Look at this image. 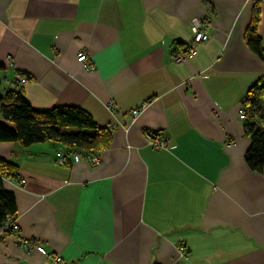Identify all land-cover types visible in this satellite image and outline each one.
Returning <instances> with one entry per match:
<instances>
[{
    "label": "crops",
    "instance_id": "0c3cea01",
    "mask_svg": "<svg viewBox=\"0 0 264 264\" xmlns=\"http://www.w3.org/2000/svg\"><path fill=\"white\" fill-rule=\"evenodd\" d=\"M255 13L262 58L247 44ZM193 20L209 39L174 62ZM0 79L36 110L80 108L112 135L98 166L59 165L57 142L0 143L19 228H0V264H52L17 239L68 264H264V175L246 164L238 117L264 81V0H0Z\"/></svg>",
    "mask_w": 264,
    "mask_h": 264
},
{
    "label": "trees",
    "instance_id": "16d2710c",
    "mask_svg": "<svg viewBox=\"0 0 264 264\" xmlns=\"http://www.w3.org/2000/svg\"><path fill=\"white\" fill-rule=\"evenodd\" d=\"M257 13L252 19L247 44L262 58L261 39L256 32ZM243 104L247 112L245 133L251 142L245 161L251 171L264 175V81H258L249 89ZM111 139L110 130L99 127L80 108L36 110L19 88L0 92V143H19L28 147L32 144L57 142L68 152L96 155L110 145ZM16 177L17 167L0 159V228L5 227L8 219L14 221L16 215L15 197L3 187L5 178Z\"/></svg>",
    "mask_w": 264,
    "mask_h": 264
},
{
    "label": "built area",
    "instance_id": "2783aa9c",
    "mask_svg": "<svg viewBox=\"0 0 264 264\" xmlns=\"http://www.w3.org/2000/svg\"><path fill=\"white\" fill-rule=\"evenodd\" d=\"M252 4L258 3L261 0H249ZM209 30L210 24L208 22H202L200 20H193L191 24V32L192 38L191 43L186 48L185 51L175 50L172 54V59L174 62H184L189 59L194 58L197 55V47L206 42L209 39ZM77 61L81 63L83 69L85 71H92L93 65L89 62L88 56L85 52H80L77 56ZM147 105H141L135 110L131 112L133 120L137 119V117L146 109ZM238 117L241 120L247 119V112L246 109L241 107L238 110ZM146 142L147 144L154 148V149H167L168 143L166 139L163 137L161 133H147L146 134ZM56 162L63 166L68 164L69 162L77 163L82 159H85L91 166H98L101 163V158L98 154L91 155L86 154L85 156L78 155L73 152H68L67 149H62L56 153ZM20 186L25 184V180L15 179ZM6 230H9L12 233H17L19 228L16 225L15 221L12 219H8L4 227ZM17 243H20L23 246H28L30 248H34L38 253L42 254L43 256L48 257L52 264H68L64 261L60 256L57 255H50L46 252L42 245H36L34 243H29L27 241H23L21 239H17ZM187 249L185 246H179V253L180 256H185Z\"/></svg>",
    "mask_w": 264,
    "mask_h": 264
},
{
    "label": "rangeland",
    "instance_id": "374dc122",
    "mask_svg": "<svg viewBox=\"0 0 264 264\" xmlns=\"http://www.w3.org/2000/svg\"><path fill=\"white\" fill-rule=\"evenodd\" d=\"M0 82H3L1 79H0ZM4 89L3 88H0V92L3 93Z\"/></svg>",
    "mask_w": 264,
    "mask_h": 264
}]
</instances>
